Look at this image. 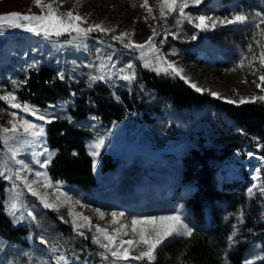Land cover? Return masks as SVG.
I'll use <instances>...</instances> for the list:
<instances>
[{
    "label": "rangeland",
    "instance_id": "1",
    "mask_svg": "<svg viewBox=\"0 0 264 264\" xmlns=\"http://www.w3.org/2000/svg\"><path fill=\"white\" fill-rule=\"evenodd\" d=\"M44 2L51 3L53 0H44ZM141 3L142 0H57V3H54V7H57L60 13L73 10L74 14L85 17L87 23L81 24L82 27L101 24L105 28L115 29L108 34L92 32L87 37H77L75 40L73 37L76 36V33H65L59 37L45 38L43 35L37 36L23 28L9 29L0 34V95L14 91L21 102L33 105L19 97L21 75L25 74L28 68H32L33 63L36 65L52 64L58 71L63 70L67 77L88 82L90 74H99L98 65L102 61L106 62L107 56H112L113 61L116 62V68L111 69L113 75L107 81L95 83L130 87V83L134 80L129 82L119 79V68L132 62L135 64L136 70L138 65L144 67L145 59L155 64L153 54L146 48L144 59H140L139 50L133 51L124 48L123 44L113 37L127 32L131 34L129 38L132 42L144 44L149 37H152L153 28L158 33L153 38L156 47L167 60L174 61L177 68L183 69L182 75L187 78L188 82L184 79L181 80L190 87L191 84H195L201 89L220 93L218 99L236 101L234 104H240L239 101L242 97L264 95V85L262 88L256 87V83H261L258 78L260 73L253 75L247 67V63L243 69L238 68L235 72L231 71L243 56L250 55L247 50L249 44H252L253 49L258 51L252 39L253 34L257 31L252 19L256 12L249 14L245 11L244 5L232 2V0L225 2L223 0H204L199 6H190L185 11L192 13L193 17L200 14L226 17L235 12H244L249 15L250 19L247 24H217L215 29L201 31L194 27L193 23L181 19L178 14H170L165 19H160L157 0H148V5L153 9L152 15L156 17V19H152L151 16H148L146 9L140 7ZM259 3V11H264V1ZM29 10H31L30 13ZM10 12L44 14L40 7L34 5L33 0H0V14ZM145 17H147V22H145ZM193 35L196 36V39L191 38ZM129 38H125V42ZM78 44L81 46L77 47ZM88 65H97V67L92 68ZM254 66L259 67L258 61L254 62ZM147 69L153 71L152 68ZM108 70L105 69V71ZM158 74L179 78V76L163 72ZM202 85L204 88L201 87ZM152 97V100L157 99ZM155 103L165 104V101L157 99ZM74 105V100L66 99L58 100L46 107L34 106L42 113L70 117L69 108ZM14 111L18 112L20 117L45 127L46 136L43 138L42 144L54 156L56 150L50 148L47 141L48 123L36 120L28 113L12 109L3 100H0V130L11 127L10 121L14 118L10 113ZM72 121L85 123L93 128V137L87 141L89 152L97 138L106 137L105 147L96 158V164L100 161V156L103 153H108L117 157L118 165L105 171L97 167L95 186L81 191L75 184L53 179L49 174L48 167L42 168L37 163V161H43L46 158L39 155L43 151L40 142L30 145L24 143L30 137L24 136L22 129L15 134L14 138L12 133L5 134L0 131V164L6 162L13 172L19 170L21 175L26 176L29 181H42L43 177L38 178L35 173H46L53 187L44 188L42 184H35L34 187L40 193L47 194L49 202L59 201L58 211L45 209L22 183L17 181L20 187L13 190L12 182L6 180V211L8 201L15 197L16 192L19 191L20 199L24 203V210H34L37 220L35 222L30 220L20 222L29 226L31 230L26 246L11 244L0 236V264H55L54 258L57 255H65L68 264H111V258L109 261H104L99 255L104 250L98 244L92 243V236L96 235L94 226L98 225L106 229L119 243L120 240L133 239L134 234L129 229L128 235L122 233L117 235L114 231L115 228L120 224L130 225L133 217L169 216L180 212L186 222L194 228L210 230L215 226L210 222L208 204L204 206L203 210L200 209V212L199 208H192L178 194V191L186 192L185 195L191 196L197 189L193 183L182 184L180 182L178 158L201 133L206 136V139H211L213 133L208 130L206 124H209L210 128L216 129L214 124H217V119H215L213 111L210 116H207L206 108L180 112L170 110L166 118L155 121L154 126L141 121L135 126L129 119L116 121L108 126L101 125L94 118L79 121L73 119ZM168 131L173 134L169 136ZM5 135L9 138L8 145L4 143ZM172 136L174 139L170 138ZM160 139L163 140L162 145L159 143ZM9 146L20 149L17 159L23 161L22 164H16L15 160L10 159V154L7 151ZM240 154L243 155L240 157ZM240 154H235L230 160V164L226 166L225 170L229 179H241L243 177L241 170L244 167L250 171L251 179L255 178L256 170L263 165V160L260 159L259 154L253 153L252 156L244 152ZM245 155L248 160H244ZM238 159L243 161L235 170L237 165L235 161ZM252 160L255 165L250 164ZM65 193L67 196L64 195ZM183 193L181 194L184 195ZM95 209H100L105 213L103 219ZM72 212L90 218L92 230L90 231L87 227L80 229L86 233L88 239L78 236L73 230L71 224L73 216L70 215ZM112 212H123L125 215L117 217L119 223L113 224ZM233 216L232 223L225 232L226 244L222 250L227 252L239 243L245 244L247 249L244 264L248 260H251L253 264H258L264 259V242L254 231H243L242 226L239 227L238 213ZM10 218L14 221L13 217L10 216ZM76 219L79 221V217ZM230 236L233 237L232 242L229 241ZM41 237L47 239L49 244H42ZM175 238L177 237H172L168 241ZM101 240L107 243L103 237ZM53 246L57 248L56 253L51 252ZM142 250V246L130 248L129 259L116 261V264H148L147 261L132 259Z\"/></svg>",
    "mask_w": 264,
    "mask_h": 264
},
{
    "label": "trees",
    "instance_id": "2",
    "mask_svg": "<svg viewBox=\"0 0 264 264\" xmlns=\"http://www.w3.org/2000/svg\"><path fill=\"white\" fill-rule=\"evenodd\" d=\"M224 2L226 0H223ZM244 5L249 14L259 11V2L264 0H232ZM136 77L130 87L93 83L65 77L60 80L58 70L52 64H40L28 68L21 75L19 97L38 107H46L58 100L72 99L75 105L69 108L71 120L59 116L47 126V141L56 150L48 171L55 180L75 184L79 190H87L97 182L96 169L110 170L119 160L103 153L98 164L90 154L87 141L94 130L85 123L72 120L94 118L101 125L129 119L135 126L141 121L155 125V121L166 118L170 110L183 111L206 108V115L215 113L217 124L207 128L211 139L202 133L182 152L179 179L182 184L193 183L194 194L182 198L187 204L201 212L208 204L210 230L195 228L192 237H177L165 243L157 252L154 264H224L227 253L228 264H244L246 245L238 244L227 252L222 247L225 232L232 223L234 214L243 210V231H254L264 242V195L258 185L264 184V160L259 176L251 179V173L242 168V178L230 180L226 166L237 153L249 152L264 157V102L234 104L215 98L208 92H197L178 77H166L141 65L135 70ZM75 93V96L72 95ZM165 104H156L157 99ZM167 106V107H166ZM168 131V135H172ZM172 139V137H170ZM160 145L163 140L160 139ZM248 149V150H247ZM243 154H240V157ZM243 157V156H242ZM244 160H248L246 155ZM243 160L235 161V170ZM255 165L254 161H250ZM222 176V177H220ZM7 181L0 177V236L11 244L26 246L31 230L23 223H14L6 211ZM221 204V205H220ZM201 209V210H200ZM203 214V213H202ZM258 264H264L262 259Z\"/></svg>",
    "mask_w": 264,
    "mask_h": 264
},
{
    "label": "snow or ice",
    "instance_id": "3",
    "mask_svg": "<svg viewBox=\"0 0 264 264\" xmlns=\"http://www.w3.org/2000/svg\"><path fill=\"white\" fill-rule=\"evenodd\" d=\"M204 0H157L159 6L160 19H165L167 15L170 14H178L179 17L183 20H187L189 23H193L194 27L200 29L201 31L215 29L217 24L220 25H233V24H247L249 22V15L244 12H235L230 16L226 17H211L207 15H197L193 17L192 13L186 12L185 9L190 6H199L202 4ZM33 3L36 7H40L43 10L42 15L36 14H22L20 12H10L5 14H0V34L7 32L9 29L23 28L28 32H32L37 36L43 35L45 38H51L52 36L59 37L64 35L65 33L71 34L76 33V36L73 37L75 40L77 37L84 38L87 37L92 32H100L104 34L111 33L115 31V29L105 28L101 24L90 25L89 27H82L81 24H86L87 20L85 17L74 14L73 10H69L66 13L58 12V8L54 7V3H57V0H53L51 3H45L44 0H33ZM140 7L146 9L148 16H151L152 19H156L155 16L152 15L153 9L148 5V0H142ZM31 10H29L30 13ZM254 21V27L257 30L252 39L257 46L258 51L253 49V45H248V53L250 55L243 56L236 67L231 69V71L235 72L237 69H243L246 66L251 70L253 75L259 74V81L261 83H256L257 88H262L264 85V11H257L252 17ZM145 22H147V17H145ZM179 24L180 21L178 20ZM153 35L149 37V39L144 44H136L130 40V33L124 32L119 36L113 37L115 40H119L124 48L131 49L133 51L139 50L141 53L140 59H144L145 49L153 54L155 64L152 61L144 60L145 68H152L153 71L157 73L163 72L164 74H173L175 76H179L180 79H184L187 81V78L182 75L183 69H179L176 66L174 61L167 60L156 44L154 43V37L158 35L155 28L152 29ZM259 37V38H257ZM125 38H129L127 42H125ZM166 38V37H165ZM192 39H196V36L193 35ZM81 45H77L80 47ZM175 54V53H173ZM259 63V67L254 66V62ZM37 65L33 63L31 67H36ZM110 66V67H109ZM88 67L96 68L97 65H88ZM98 67L100 68L99 74H90L88 76L89 87L92 86L93 83L97 81H107L113 73L111 69L116 68V62L113 61L112 56L106 57V62L102 61ZM105 69H109L105 71ZM171 70V73H169ZM119 79L123 81H132L136 77L135 72V64L132 62L127 63L125 66L119 68ZM57 76L60 80H64L66 74L63 70L58 71ZM27 81L19 82L20 84L26 83ZM247 81L245 80V83ZM17 83V82H14ZM197 92H205L208 91V94L220 98V93L212 92L210 90H205L197 87L195 84H191ZM75 96V93H72ZM0 100L5 101L12 109H17L20 112L28 113L29 115L36 118V120L44 121L48 124L52 123L54 120L59 119L58 116L47 112H40L38 108L34 105H30L27 102H21L19 98L16 96L15 92H7L5 95H0ZM255 102H264V95L259 96H251L244 98L242 97L239 101L240 104L245 103H255ZM228 103H236V101L229 100ZM10 115L14 118L10 121V128H3L2 131L5 134L12 133L13 138L15 134L19 133L20 130H23V135L30 137L29 140H25L26 144H34L37 142L41 143V147H43L42 140L46 136L45 127L42 124L34 123L29 119H24L19 116V113L14 111L11 112ZM67 119L71 120V117H67ZM106 137L97 138L93 144L91 145L90 154L94 157V164L96 158L99 157L101 150L105 147ZM9 138L7 135L4 137L5 145H8ZM8 153L10 154V159L15 160L16 164H22L23 161L17 159L20 149L18 147L9 146L7 148ZM41 156H45L46 158L43 161H37L41 165L42 168H47L48 165L52 162L53 154L48 151L46 147H43V151L39 153ZM249 156H252L253 153L249 152ZM264 160V157L260 158ZM257 176H259L260 169L256 170ZM36 177H43V180H35L29 181L26 176L21 175L20 171L17 170L15 172L12 171L7 166V163L4 162L0 164V177L12 182V189H19L20 184L17 183L19 181L24 185L27 191L39 200L40 204L45 209H52L54 211L59 210V201L57 202H49L47 198V194H42L36 190L34 187L35 184H42L44 188H51L53 184L50 181V178L44 172H36ZM261 195H264V184L257 186ZM67 196V194H64ZM7 211L8 214L13 217L14 222L20 223L24 221H33L37 220V215L34 214V210H24V203L20 199V192H16V196L13 197L7 203ZM95 211L99 214L100 218L103 219L105 213L100 209H95ZM73 216L71 224L73 226V230L80 237L88 239L86 233L81 231L80 229L83 227H87L90 231L92 230V224L89 217H84L79 213H70ZM113 220V224L119 223L116 219L117 217H124V213L120 212H112L111 213ZM243 210H241L239 219L243 222ZM79 217V221L76 219ZM82 221V222H81ZM68 222V221H65ZM95 227L96 235L92 236V243L98 244L100 248L104 251L99 255L102 260L109 261L111 258V264H116V261L119 260H128L129 259V249L132 247H143V250L140 253L132 257L134 260L138 261H147L148 264H154L157 259L158 250L172 237H192L195 228L190 226L188 222H186L185 217L180 213L176 212L169 216H143V217H133L129 224H120L119 227L115 228V233L120 235H128V230L134 234L133 239L129 240H120L119 243L116 242L113 235L109 234L106 229L99 227L98 225ZM107 241L104 243L101 240ZM229 241H233V237H229ZM40 242L42 244H49V241L44 237L40 238ZM127 245V247H125ZM52 253L57 252V248L53 246L51 248ZM55 264H68V259L65 255H57L54 258ZM224 264H228L227 253L224 256ZM246 264H253L251 260L246 261Z\"/></svg>",
    "mask_w": 264,
    "mask_h": 264
},
{
    "label": "bare ground",
    "instance_id": "4",
    "mask_svg": "<svg viewBox=\"0 0 264 264\" xmlns=\"http://www.w3.org/2000/svg\"><path fill=\"white\" fill-rule=\"evenodd\" d=\"M201 87H202V88H204V86H203V85H202ZM220 205H221V204H220Z\"/></svg>",
    "mask_w": 264,
    "mask_h": 264
}]
</instances>
